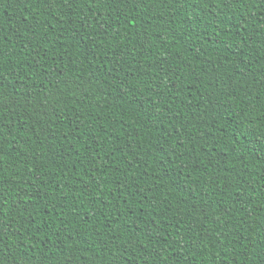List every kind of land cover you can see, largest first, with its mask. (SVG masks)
<instances>
[{
	"label": "trees",
	"instance_id": "1",
	"mask_svg": "<svg viewBox=\"0 0 264 264\" xmlns=\"http://www.w3.org/2000/svg\"><path fill=\"white\" fill-rule=\"evenodd\" d=\"M0 264H264V0H0Z\"/></svg>",
	"mask_w": 264,
	"mask_h": 264
}]
</instances>
